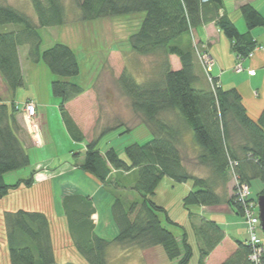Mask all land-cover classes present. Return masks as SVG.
Segmentation results:
<instances>
[{
    "label": "trees",
    "instance_id": "trees-1",
    "mask_svg": "<svg viewBox=\"0 0 264 264\" xmlns=\"http://www.w3.org/2000/svg\"><path fill=\"white\" fill-rule=\"evenodd\" d=\"M75 1L81 20L143 13L137 31L130 34L127 41L132 52L151 56L158 70L142 82H137L124 70L119 77L122 89L131 96V105L143 116L152 137L125 146L127 161L119 158L111 146L104 152L97 149L99 138L90 140L78 166L102 184L110 183L116 171L135 170L132 190L140 195V200L127 203L114 197L110 213L117 232L114 238L106 239L94 231L95 207L90 197L81 193L65 196L61 205L71 241L87 264H108L107 250L115 243L125 249L161 245L168 258L175 260L174 264H190L194 252L188 232L150 197L155 195L157 185L165 176L175 182L191 180L192 189L182 198L185 207L226 204L241 214L242 203L238 195L233 194L237 188L230 196L225 188L233 178L237 187L244 183L251 188V181L257 180L264 189V108L259 118L252 119L238 90H223L219 80L207 69L201 59L208 51L205 45L197 39L193 47L189 46V42L184 43L185 37L193 31L196 38V30L213 22L229 39L240 61L255 49L256 41L250 30L264 26V17L254 5L244 3L240 15L247 29L240 32L229 16L221 13L222 0ZM30 3L36 13V24L22 10L0 4V27L20 25L18 29H0V79L12 95L22 87L24 78L18 49L20 45H27L28 58L35 63L43 62L50 73L57 76L50 82L52 96L60 98L61 119L72 140L82 142V132L65 108L67 102L86 90L68 79L80 71L78 56L65 43H53L41 49L42 38L37 30L38 27L62 26L66 16L64 3L61 0H30ZM170 56L177 58L178 68L171 66ZM30 101L34 102H26ZM15 109V101L8 105L0 93V199L21 184L30 186L33 182V171L14 183L5 180L4 174L31 165L30 156L18 137L13 119ZM167 113L172 114L173 119L166 118ZM187 140L194 146L197 163L209 169L208 177L195 176L185 167L181 147ZM160 214L164 215L166 223L183 228L179 239L164 226ZM188 217L199 252L198 263L204 264L211 250L221 243L224 230L215 220L203 215L189 212ZM3 218L10 264L55 262L49 220L44 212L18 208L6 211ZM247 240V237L245 241L235 240L234 251L220 264H264V251L258 261L250 259L253 249Z\"/></svg>",
    "mask_w": 264,
    "mask_h": 264
},
{
    "label": "rangeland",
    "instance_id": "rangeland-1",
    "mask_svg": "<svg viewBox=\"0 0 264 264\" xmlns=\"http://www.w3.org/2000/svg\"><path fill=\"white\" fill-rule=\"evenodd\" d=\"M61 1L64 3V12L66 13L64 24L62 26L38 27L37 30L42 38L41 49L51 47L53 43H65L78 56L80 71L75 77L68 79L83 85L86 90L80 96H76L77 98L73 99V103H69L71 105L67 111L68 113L73 112L74 123L81 130L83 141L76 142L72 140L61 119L60 108L58 107L60 98L52 96L50 87L51 79L57 76L52 75L43 62L35 63L30 60L27 56V45H20L19 57H21L23 85L17 88L13 95L8 89L5 91L1 84L0 89L3 90L2 97L8 105L12 100L15 102L23 101L22 103H16L17 109L15 110L17 111L13 119L18 129V137L30 156L31 165L4 175L8 183H14L19 177L26 178L30 171H33L34 175L30 186L21 184L0 199V262L2 264H10L3 218L6 209L15 211L18 208L29 210L37 207L42 212L44 211L49 220L50 237L52 238L55 258L53 264H87L71 241L66 217L63 214L61 200L69 195L66 193L68 190L63 189L60 183L56 182L52 178L53 176H50V173L56 174L55 169L64 164L78 168L83 159L85 145L90 140L99 138L97 149L104 152L111 146L115 149L119 158L127 161L125 146L132 142L142 143L152 137L149 127L143 122V116L139 115L131 105V96L124 92L119 83V77L123 70L131 73L137 82L150 79L151 76L157 73L158 67L155 65L153 58L132 52L129 41H127L129 35L137 31L143 13L81 20L80 11L75 0ZM0 4H9L22 10L31 18L33 24L37 23L36 13L33 11L30 0H0ZM19 26L8 24L1 26L0 29H18ZM188 42L189 46L192 47L197 43L193 31L190 32L188 37H185L184 43L187 44ZM206 54L207 58L211 59L210 69L213 59L209 51ZM169 61L172 67L179 66L175 56H170ZM239 63H235V66ZM235 66L233 67L234 71L236 70ZM47 91L49 97L46 96ZM33 93L39 94L44 103L42 107H39L40 111L35 106L34 117L28 118L25 110H23V105L28 101L26 98L33 95ZM166 118L173 119V116L167 113ZM181 148L185 167L195 176L208 177L209 169L199 165L194 159L192 142L187 140ZM39 171L45 172V176L43 180L41 179L35 184L34 177ZM59 171L57 170V172ZM46 173H49L48 176H46ZM71 175L73 174L70 172L63 174L62 179ZM86 175L89 179L91 178L97 182L99 186L97 192L95 191L97 193L95 203L99 209L98 215H100L98 220L102 224L101 227L104 226L105 231L112 237L114 234H112L113 228L109 224L111 214L108 213L110 209L108 210L109 203L106 201V193L110 195V204H112L114 197H119L127 203L134 201V199L140 200V195L132 190L136 172L135 170L130 172L116 171L112 174L110 183L105 184L98 182L91 174L90 176ZM161 179L155 189V195L150 198L163 206L168 216L185 228L195 248L194 235L191 231L188 214L189 212L199 214L200 209L197 205L185 207L182 199L192 189V181L175 182L168 176ZM219 183L221 185V182ZM258 184L260 183L252 180L251 188L248 186L255 198L253 200H256V206L258 197L256 194L262 190L259 188L261 184ZM226 186L227 196L232 194L235 187L238 189L233 178H230ZM219 187L222 189L221 186ZM233 194H237V190ZM225 207L229 206L223 204L222 212L227 213L228 208ZM234 213V218L241 220L240 222L243 225L237 224L236 228L232 227V229L235 230L234 232H238V237L243 239L247 237L248 233L245 215L242 211L241 214L238 211H234ZM96 216L93 215L94 220H97ZM226 217L220 215L217 218L225 219ZM160 218L166 228L170 229L175 235H179L177 237L179 239L183 233V228L180 225L172 226L166 223L163 214H160ZM257 234L264 240L260 227L257 228ZM193 252L194 255L190 259V264H195L197 259L198 252L195 249ZM106 256L108 264L175 263V260L168 258L161 245L148 247L147 249L137 247L125 249L115 243L108 247Z\"/></svg>",
    "mask_w": 264,
    "mask_h": 264
},
{
    "label": "crops",
    "instance_id": "crops-1",
    "mask_svg": "<svg viewBox=\"0 0 264 264\" xmlns=\"http://www.w3.org/2000/svg\"><path fill=\"white\" fill-rule=\"evenodd\" d=\"M244 3H251L252 5H254L259 11V13L262 14L264 17V0H222L223 6L221 9V13L224 12L226 15H228L240 32H244L247 29V26L245 25V22L242 16L240 15V7L243 6ZM195 32H196V38L201 42V44L205 45V47L208 49L211 55V58L213 59V64L210 68L211 75L213 77H216L217 80H219V85L223 90H225L226 88H235L236 90H238L249 116L254 120L259 118L264 108V26H255L253 29L250 30V34L252 35L253 39L256 41V45H255L256 47L253 50L252 55L250 57H245L240 61L236 56V54L232 51L230 47L229 39L219 31L218 27L215 26L213 22L202 25L201 28H199ZM18 57H19V49H18ZM19 58H20V67H21V57ZM237 62H240L241 67L243 68V70L239 72L236 70L234 71L233 68L235 66V63ZM249 70H254V74L253 75L249 74L248 73ZM0 84L2 85L3 89L7 91L6 86L3 83L2 79H0ZM2 91L3 90L0 89V93H2ZM46 96L49 97L48 91L46 93ZM26 100L34 101L36 109L42 107V104L44 103L43 98H41L39 94H35V93H33V95H31L30 97L26 98ZM22 102H15V103H22ZM69 103H73V100L67 102L65 104V108L69 109L71 105V104L69 105ZM38 111H40V109ZM69 114L71 118L74 119L72 117L73 112ZM55 170H56L55 172L56 174L50 173V176L51 177L53 176L52 178H54L56 182L60 183L63 189L65 188L68 190V192H66L67 194L70 195L73 193L74 194L81 193L84 195H88L92 200V203L94 204L95 207V212H93L92 215L94 214L97 215L96 216L97 220L93 219L95 225L94 227L95 233L102 238H106V239L114 238L117 232V228L116 225L113 224L112 217L110 216V223H109L111 224L110 226L113 228L112 234L114 235L112 237H110V235H108V233L105 231L104 226L103 228L101 227L102 224L98 220L100 216L98 215L99 209L96 206L97 204L95 203V197L97 195L96 192L99 189L97 182H95L91 178L89 179V177L86 175L88 173H86L85 171H82L80 168L73 167L69 164H64ZM57 170L60 171L57 172ZM69 172L73 175L69 177H65V179H62V175ZM46 174H47L46 176H48L49 173ZM88 175L90 176V174ZM44 176H45V172L39 171L37 175H35L34 177L35 178L34 183L37 184V181L39 182L41 179L43 180ZM261 187L262 186L260 185L259 188ZM106 196H107L106 201H108L107 203H109V208H108L109 210L111 206L110 195L106 193ZM106 196L104 195V197ZM37 208H33L29 210L41 211L40 208L38 209ZM222 208H223V204L209 205V206L198 205V209H200L199 214L203 215L207 219L211 218L215 220L217 224L224 230V237L221 239L222 240L221 243L211 250V253L204 259V264H220L224 258H226L234 251V248L236 247L235 240H241V241L246 240V237H244L243 239L238 237L237 234L238 232L236 233L234 232L235 230L233 231L232 229V227L236 228L237 224L241 226L243 225V223L240 222L241 220L234 218L235 213L233 209L230 207H225L228 208V210L227 213H224L222 212ZM8 210L14 211L13 209H6V211ZM108 213H110V211ZM220 215L227 217L225 219L217 218L220 217ZM175 236L178 237L179 235L178 236L175 235ZM188 238L192 244L193 251L194 249L197 251L198 249L195 239H194L195 241V248H194L193 242L191 241L189 234H188ZM198 255L196 257L197 259L195 261V264H199Z\"/></svg>",
    "mask_w": 264,
    "mask_h": 264
},
{
    "label": "built area",
    "instance_id": "built-area-1",
    "mask_svg": "<svg viewBox=\"0 0 264 264\" xmlns=\"http://www.w3.org/2000/svg\"><path fill=\"white\" fill-rule=\"evenodd\" d=\"M252 52H249L247 54L248 57L252 55ZM201 59H203L205 65L207 66V69L210 67L211 59L208 57L207 54L203 53L201 55ZM237 71H241L242 68L240 66V63L235 66ZM249 74H254V70H249ZM23 110H25L26 115L28 118H32L35 115V104L34 102H26L23 105ZM237 195L242 203V212L245 215L246 222H247V241L248 244H250L251 248L253 249V252L250 254V259L258 261L260 255L264 251V240L260 238L257 234V228L260 227V219L258 217V210L256 206V200H253V196L251 194V191L248 187V185L241 183L238 186L237 189Z\"/></svg>",
    "mask_w": 264,
    "mask_h": 264
},
{
    "label": "water",
    "instance_id": "water-1",
    "mask_svg": "<svg viewBox=\"0 0 264 264\" xmlns=\"http://www.w3.org/2000/svg\"><path fill=\"white\" fill-rule=\"evenodd\" d=\"M257 196L258 217L260 219V228L264 235V189Z\"/></svg>",
    "mask_w": 264,
    "mask_h": 264
}]
</instances>
